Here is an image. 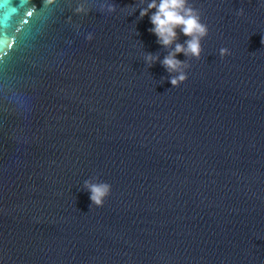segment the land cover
<instances>
[{"label":"water","instance_id":"obj_1","mask_svg":"<svg viewBox=\"0 0 264 264\" xmlns=\"http://www.w3.org/2000/svg\"><path fill=\"white\" fill-rule=\"evenodd\" d=\"M191 4L172 86L147 0H0V264H264V6Z\"/></svg>","mask_w":264,"mask_h":264},{"label":"clouds","instance_id":"obj_2","mask_svg":"<svg viewBox=\"0 0 264 264\" xmlns=\"http://www.w3.org/2000/svg\"><path fill=\"white\" fill-rule=\"evenodd\" d=\"M49 3L52 0H48ZM258 4L264 6V0H257ZM108 9L114 10V5L108 4ZM154 9V11H153ZM76 12H85L83 3H79ZM244 14L242 8L236 10V15ZM147 15L152 27L149 29L157 37V41L163 46L174 44L172 50L160 61L169 73L172 86H178L187 79V69L190 64L187 60L177 58L178 53H183L186 57L191 56L199 59L203 51L201 41L207 36L208 25L201 19L200 11L194 8L191 0H147V6L140 8L139 16ZM179 30V33L177 31ZM178 34H182L188 39L183 43L177 42ZM89 33L88 39H92ZM219 54L223 57L230 54V51L221 47ZM145 61L151 64L158 57L151 53L145 55ZM83 187L88 190L91 206L102 207L105 199L111 193V184L99 179L97 176H90L83 180Z\"/></svg>","mask_w":264,"mask_h":264}]
</instances>
